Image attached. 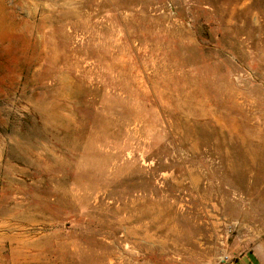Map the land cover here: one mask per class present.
<instances>
[{
    "label": "rangeland",
    "instance_id": "374dc122",
    "mask_svg": "<svg viewBox=\"0 0 264 264\" xmlns=\"http://www.w3.org/2000/svg\"><path fill=\"white\" fill-rule=\"evenodd\" d=\"M263 238L264 0H0V264Z\"/></svg>",
    "mask_w": 264,
    "mask_h": 264
},
{
    "label": "crops",
    "instance_id": "0c3cea01",
    "mask_svg": "<svg viewBox=\"0 0 264 264\" xmlns=\"http://www.w3.org/2000/svg\"><path fill=\"white\" fill-rule=\"evenodd\" d=\"M238 264H264V238L250 251L242 255Z\"/></svg>",
    "mask_w": 264,
    "mask_h": 264
}]
</instances>
